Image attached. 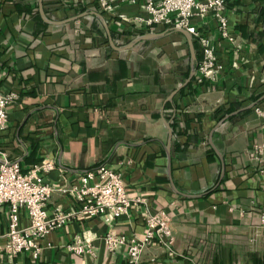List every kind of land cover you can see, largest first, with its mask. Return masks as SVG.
Masks as SVG:
<instances>
[{
    "label": "crops",
    "instance_id": "obj_1",
    "mask_svg": "<svg viewBox=\"0 0 264 264\" xmlns=\"http://www.w3.org/2000/svg\"><path fill=\"white\" fill-rule=\"evenodd\" d=\"M143 2L115 0L109 12L102 0H41L42 15L39 0H0V93L17 94L6 107L0 149L24 172L44 158L54 162L43 175L54 188L49 214L77 206L58 189L77 184L85 170L120 171L129 196L170 220L172 251L148 246L139 264H224L223 255L252 250L254 240L264 246V163L250 155L263 146L264 160V0H228L238 51L220 40L212 17L195 22L226 65L215 85L190 76L183 33L149 32L134 21ZM181 38L186 66L176 60L185 54ZM143 210L119 216L113 230L141 237ZM7 224L5 204L0 264H128L125 245L109 252V227L97 218L72 219L41 238L37 260L28 252L5 255ZM27 224L21 212L20 225ZM82 232L95 256L67 250ZM239 239L246 240L241 250L233 245Z\"/></svg>",
    "mask_w": 264,
    "mask_h": 264
},
{
    "label": "built area",
    "instance_id": "obj_2",
    "mask_svg": "<svg viewBox=\"0 0 264 264\" xmlns=\"http://www.w3.org/2000/svg\"><path fill=\"white\" fill-rule=\"evenodd\" d=\"M135 4L136 0H121ZM111 2L102 0L106 11L112 12ZM226 0H144L140 5L142 15L134 21L148 28L149 32L161 29L186 31L200 47V57L194 66L197 83H218L226 65L217 57V45L214 38L205 35L195 24L207 16L216 22L217 32L222 42L239 50L238 36L230 29L229 16L226 13ZM117 16L123 22H130L124 15ZM233 66L235 64L233 63ZM17 98V94L0 93V132L7 125L6 107ZM259 112V110H257ZM262 147L253 146L251 158L264 163L261 158ZM54 169V162L44 158L23 171L18 161L8 159L0 149V207L8 206V224L6 241L2 250L12 258L14 255L28 252L34 260L41 254L39 240L50 232L62 228L68 221L97 218L109 228L103 235L104 243L110 253H115L120 246L127 248L128 264H139L144 249L151 245H160L172 251L173 237L169 217L163 211H151L146 200L139 196H129L125 190L123 174L105 165H97L84 171L77 184L61 187L63 193L71 196L77 206L67 212L57 207L49 214L46 202L54 188L44 183L43 175ZM142 211L144 232L141 237H125L117 234L112 227L113 221L130 210ZM25 212L28 224L20 225V214ZM260 230L264 235V212L258 217ZM67 250L77 255L95 256L92 237L82 232L81 236L66 246Z\"/></svg>",
    "mask_w": 264,
    "mask_h": 264
},
{
    "label": "rangeland",
    "instance_id": "obj_3",
    "mask_svg": "<svg viewBox=\"0 0 264 264\" xmlns=\"http://www.w3.org/2000/svg\"><path fill=\"white\" fill-rule=\"evenodd\" d=\"M169 38H168L169 39V43L165 41L164 46H166L167 44H170V42H171L170 45H173V42L179 37L174 35V36H171ZM181 44H183L182 46H183V50L185 51V54H184V56H181V57L179 56L176 60L182 61V64H184V66H186L187 63L189 62V54L187 53V50L184 47V44H185L184 43V38H181ZM195 44H196L195 53H198V55L200 57V52H201L200 51V47L198 46V44L196 42H195ZM167 55H170V54H167ZM262 240L264 241V238ZM252 250H256L257 254L260 256V260H259V262L257 264H264V246H263L262 241L254 240L253 244H252ZM248 258H249V255L244 254V255H240V261L235 259L232 262H233V264H250Z\"/></svg>",
    "mask_w": 264,
    "mask_h": 264
},
{
    "label": "trees",
    "instance_id": "obj_4",
    "mask_svg": "<svg viewBox=\"0 0 264 264\" xmlns=\"http://www.w3.org/2000/svg\"><path fill=\"white\" fill-rule=\"evenodd\" d=\"M227 2H228V0H226ZM261 10V13H262V8L260 9ZM193 46H194V49L196 50V44H195V41L193 40ZM199 60V55H198V53H196V62ZM239 241V243H237V241L236 242H233L234 244L233 245H237V246H240V250H241V246H242V244H243V242H245L246 240L245 239H239L238 240ZM244 254H246V255H249V258H248V260H249V262H250V264H257L258 262H259V260H260V256L257 254V251L256 250H246V249H244L243 250V252L242 253H240V254H237V253H233L232 255L231 254H226V255H223L222 256V258H223V260H224V264H233V260H239L240 261V255H244ZM220 256H217V260L216 261H218V258H219Z\"/></svg>",
    "mask_w": 264,
    "mask_h": 264
},
{
    "label": "water",
    "instance_id": "obj_5",
    "mask_svg": "<svg viewBox=\"0 0 264 264\" xmlns=\"http://www.w3.org/2000/svg\"><path fill=\"white\" fill-rule=\"evenodd\" d=\"M40 3H39V7H40V13L43 15V12H42V3H41V0H39ZM180 31L181 33H183L185 35V37L187 38L188 42H189V46H190V52H191V77L192 75L194 74V63H195V60H196V55H195V52H194V47H193V43H192V40H191V36L186 32V31H183V30H178Z\"/></svg>",
    "mask_w": 264,
    "mask_h": 264
}]
</instances>
